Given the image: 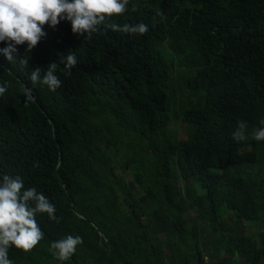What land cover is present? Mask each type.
Wrapping results in <instances>:
<instances>
[{"label": "trees", "instance_id": "trees-1", "mask_svg": "<svg viewBox=\"0 0 264 264\" xmlns=\"http://www.w3.org/2000/svg\"><path fill=\"white\" fill-rule=\"evenodd\" d=\"M128 7L116 22H143L146 34L101 26L87 39L61 21L45 27L30 53L18 46L27 68L0 52V82H11L0 97V178L20 175L61 218L39 215L40 245L27 254L11 248L9 257L61 264L49 245L72 234L83 244L63 264H264V141L252 138L264 127V0H130ZM157 10L166 18L154 24ZM69 50L78 63L57 71L60 88L32 85L33 68L52 61L63 68ZM172 60L189 71L180 82L197 99L171 116ZM25 87L34 97L27 103ZM240 119L247 138L236 141ZM119 166L131 174L128 183ZM188 210L205 225L212 255Z\"/></svg>", "mask_w": 264, "mask_h": 264}, {"label": "clouds", "instance_id": "clouds-1", "mask_svg": "<svg viewBox=\"0 0 264 264\" xmlns=\"http://www.w3.org/2000/svg\"><path fill=\"white\" fill-rule=\"evenodd\" d=\"M130 0H0V43L7 46L0 48L9 63H19L22 69L28 67L29 57L15 55L18 46H26V52L35 49L48 33L45 27L55 29L61 21H68L71 31L78 37L91 39L92 35L103 28L119 33L144 35L148 25L117 23L116 17L124 16L129 10ZM135 10V6H133ZM165 19L162 10H157L155 17ZM60 63L50 62L46 68H33L29 79L33 86L43 84L52 92L62 86L57 71L71 72L77 66L76 54L68 51L60 56ZM2 67V66H0ZM43 69V76L41 75ZM11 87L10 81L0 82V97ZM25 102L34 99L32 89L25 87ZM264 125V119L260 121ZM248 123L237 121L232 137L236 141L247 138ZM257 142L264 141V127L252 134ZM47 214L51 221L60 222L56 215V206L36 187L25 188L24 179L20 175L4 174L0 178V264H14L9 257V250L15 248L25 254L32 252L45 237L37 217ZM83 244L80 235L68 234L64 238L52 241L49 251L54 259L63 262L71 260L78 248Z\"/></svg>", "mask_w": 264, "mask_h": 264}, {"label": "rangeland", "instance_id": "rangeland-1", "mask_svg": "<svg viewBox=\"0 0 264 264\" xmlns=\"http://www.w3.org/2000/svg\"><path fill=\"white\" fill-rule=\"evenodd\" d=\"M160 48L164 49L163 46L159 45ZM165 51V49H164ZM171 66L169 69L170 72V79L168 81V90L171 96V100H172V105H171V110L169 112V115L172 116L173 112H176L178 110H180L181 108L185 107L187 104L189 103H193L196 101L197 99V95L193 94L191 92H188V90L181 84V78L189 73V71H187L185 68L178 66L176 61L172 60L171 61ZM173 122V126L175 128L176 131V136L178 138H183L185 137L186 131L183 128V123L180 120H176V121H172ZM118 161H116L117 163L119 161H123L125 159L124 155H121L120 157H117ZM118 170H121L122 172V176H123V181L124 183H128L131 179V174L129 173V171L125 170V168L123 166H119ZM148 184L149 186L153 189V191H155L156 193H159V189L158 186L154 183L153 179L150 178L148 180ZM177 185L180 186V182H177ZM140 196L137 195L136 196V200L139 202L140 200ZM188 212V213H187ZM185 213V218L188 217L190 218V223L194 222L197 226V230H198V241L203 243L204 248L207 249V252L212 255V249L210 247V237L208 235V231L205 229V225H203V222L200 221L198 218L196 217H192L193 216V212L191 210H188ZM229 215L233 218L235 217V212L234 211H230ZM246 230V229H245ZM245 230H243V232H245ZM249 230H254L253 227H251ZM248 230H246L247 232ZM217 254L221 255V248H217ZM206 262L208 260V257H205L204 259Z\"/></svg>", "mask_w": 264, "mask_h": 264}]
</instances>
